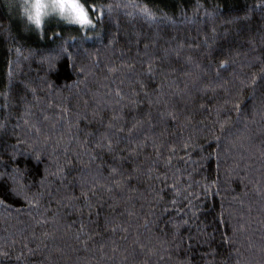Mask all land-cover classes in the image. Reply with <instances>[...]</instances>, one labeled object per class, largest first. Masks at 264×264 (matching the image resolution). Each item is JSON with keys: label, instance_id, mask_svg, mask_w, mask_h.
I'll return each mask as SVG.
<instances>
[{"label": "trees", "instance_id": "trees-1", "mask_svg": "<svg viewBox=\"0 0 264 264\" xmlns=\"http://www.w3.org/2000/svg\"><path fill=\"white\" fill-rule=\"evenodd\" d=\"M88 2L0 0V264H264L261 0Z\"/></svg>", "mask_w": 264, "mask_h": 264}, {"label": "snow or ice", "instance_id": "snow-or-ice-1", "mask_svg": "<svg viewBox=\"0 0 264 264\" xmlns=\"http://www.w3.org/2000/svg\"><path fill=\"white\" fill-rule=\"evenodd\" d=\"M261 6H264V0H261ZM106 7L111 11V5H107ZM104 9L105 6L89 3L88 0H25L23 6L27 19L37 28L43 25L44 18L49 13H57L60 17L80 25L81 28H91L94 27V20L90 13L99 18L104 15ZM141 12L148 18H154L153 12L147 6L142 7ZM225 64H227V61H221L222 66ZM253 83H255L254 77ZM13 180L17 184V187H14L13 191L17 195L24 194L16 176L13 177Z\"/></svg>", "mask_w": 264, "mask_h": 264}, {"label": "rangeland", "instance_id": "rangeland-1", "mask_svg": "<svg viewBox=\"0 0 264 264\" xmlns=\"http://www.w3.org/2000/svg\"><path fill=\"white\" fill-rule=\"evenodd\" d=\"M8 1V5H11L12 6V8H14V7H16V8H18L19 10H20V12L22 13V14H24V11H23V6H24V4H25V0H7ZM14 6V7H13ZM49 15H56V16H59L57 13H49ZM48 15V16H49ZM47 17V16H46ZM45 17V18H46ZM44 18V19H45Z\"/></svg>", "mask_w": 264, "mask_h": 264}]
</instances>
